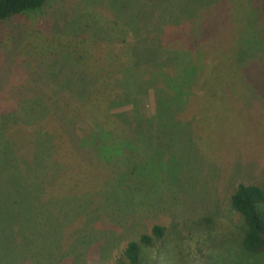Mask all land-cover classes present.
Instances as JSON below:
<instances>
[{
  "label": "rangeland",
  "instance_id": "1",
  "mask_svg": "<svg viewBox=\"0 0 264 264\" xmlns=\"http://www.w3.org/2000/svg\"><path fill=\"white\" fill-rule=\"evenodd\" d=\"M139 7L157 22L144 41H159L143 54H179L163 67L188 82L173 106L181 133L163 125L144 146L146 159L133 149L132 159L96 156L87 165L90 123L98 140L100 124L113 126L96 120L123 75L109 54L124 62L131 47L139 56ZM77 53L85 68L71 62ZM155 58L138 66L147 71ZM135 73L133 92L143 76ZM151 86L135 97L143 126L160 100L161 86ZM117 104L111 113L132 111L133 103ZM2 114L10 144H0V264H130L128 242L155 225L163 234L140 244L137 264H264V249L243 248L247 226L230 203L238 183L264 192V0H46L0 21ZM112 130L118 142L127 134Z\"/></svg>",
  "mask_w": 264,
  "mask_h": 264
},
{
  "label": "trees",
  "instance_id": "2",
  "mask_svg": "<svg viewBox=\"0 0 264 264\" xmlns=\"http://www.w3.org/2000/svg\"><path fill=\"white\" fill-rule=\"evenodd\" d=\"M45 1L46 0H0V21L10 19L11 17L18 15V14H24V13H28L34 10H39L44 5ZM147 13L148 12L142 11L141 8L139 7L138 14L135 16L137 18L134 19L135 29L138 32L137 41L134 47L139 48V51L137 52L139 56L136 57L138 59L133 57L132 54L131 55L133 59L130 57V53H132L131 47L130 49H126L124 51V54H123L124 60H125L124 62L121 61L119 57H115L114 54L112 53L109 54L111 55V57H113V59L111 58L112 60L118 63H121L122 66L119 69H121V71L123 72V75L120 74L116 78V82H112L115 88L112 92L109 93L108 98L106 99V102L104 103V105L98 108L99 113L97 114L99 116L97 117L96 120L101 119V116L104 115L110 118L109 121L112 123L113 126L101 127L103 125L99 123L100 128L105 129L106 131H101L104 133V135L102 136L101 140H98L97 139V132H98L97 125L96 124L92 125L90 123V127L87 128L86 134H87V139H88V147L92 155L89 154L88 157L86 158L87 165H88V162L91 161V159L89 158H95L96 156L97 157L103 156L102 158L109 159V160L105 159L106 161H111V157L113 156L117 157L116 160L118 159V156H120L121 160L125 158L132 159L136 155L133 149H138L140 153L143 155V157L146 159L145 155L147 154H145L144 146L149 145L148 144L149 138L156 139L155 136H159L158 133L160 131L158 130H161V127L163 125L168 124V126H171L173 129L177 131L180 130L178 129V127L176 128L174 126V124H178V123H175L173 119L174 118V113H173L174 107L173 106L177 102H179V100H181V92L183 91L181 88L182 86H186L188 82H183L181 84V71L179 72L175 71L174 74L171 76H166L165 74V72L168 69L163 67V62L166 60L172 61L175 59L173 62V65H174V63L180 59L178 56L179 54L176 55L174 52H169L170 50H166L167 48L164 49L163 55L156 54V53L155 54L148 53V56H147V52L143 54L144 50L149 49L145 46L148 44V42H149L148 45H150V48H153L155 46L154 45L155 42H159L156 38H153L152 34H151L150 40L146 41L145 39L144 41L143 37L145 36L146 31L151 28L149 26V23H152V27L157 23V22L156 23L153 22L152 19H149L147 17ZM115 25L117 26V28H114L115 31L114 30L113 31L122 38L125 34V28L121 27L117 21H115ZM125 40H126L125 38H122L121 40L122 43L125 44ZM78 54L79 53L75 55L77 56L76 58L73 57V59H70V60L71 62L78 64V66L85 68V65H83L80 62V61L83 62V59H82L83 55H78ZM68 55H70L69 51H68ZM73 56H74V52H73ZM150 56H153V57L155 56L156 58L154 59L152 65H149V69L145 71L143 68L139 67L138 65L141 61H144L143 58H149ZM134 60H135V63H134ZM132 65H133L134 71L132 69ZM97 69L100 74L102 75L107 74L106 72L103 73L100 68H97ZM116 70H114L113 72H109V73H114ZM158 72H162L161 75H159ZM134 73L143 74L139 82L136 83V86H138L137 88L139 89V91L137 92L131 91L129 87V78L130 77L136 78V79L138 78V76H132ZM147 76H150L149 81L146 79ZM93 79L96 80V85H97L101 79V76L95 75L93 76ZM149 83L152 85L151 87L155 86L156 84L161 86L160 88H158V91H157L159 93L160 100H159V103H157L158 107L156 109L155 115L153 116V120H148L150 123L146 121V126H143L142 122L138 120V118H140V115H138L139 112L136 109H134V107L136 106L135 97L138 94H140L141 96V93L143 92L142 91L143 87H147ZM85 93H86V96L89 95L87 90L85 91ZM183 93H186V92L183 91ZM114 103H118L117 105H125L129 103L130 104L133 103L132 111L129 110L127 112H121V115H115L110 112L111 105ZM54 106L56 107L54 108V110L57 111L56 113L57 115L63 116L65 114L64 111H62L61 109V105L58 104L56 101H54ZM93 110H96V109H93ZM77 113H80V112L76 111L75 114ZM23 114H26V113H23ZM38 115L39 114H36V115L34 114V118L37 117ZM88 116L91 117L90 115ZM5 117L7 116H5L4 114L0 115V144L2 141L8 142L7 137L5 135L6 127L4 124V121H8V120L5 119ZM75 117H73V119H75ZM79 118L81 119V117ZM75 120H78V119H75ZM133 123H134V126H132ZM27 124L31 126L30 125L31 123L27 122ZM152 124L159 125L158 128L157 127L155 128L153 134L150 133V130H149V129H152ZM114 125H118V127L124 128V130L127 131V134L119 142H118L119 139H118V136L116 135V132L112 130ZM135 126L140 128L138 129L140 131L137 133L134 131ZM155 132L157 133L155 134ZM180 133H181V130H180ZM121 144L124 145L122 148L119 147ZM127 146H129L131 150H128L126 148ZM113 150H116V151H113ZM2 151L3 150H0V155ZM109 151H112V152H109ZM230 203H231V206L243 217L246 223V226H247L246 232L242 239L243 248L251 253L260 252L261 250L264 249V211L261 209V206H264L263 190L256 184L238 183L235 190L230 196ZM163 231H164L163 227L155 225L151 229L150 234H145V233L141 234L139 238V242L137 241L128 242L126 248L124 249V253H123L125 259L130 264H137L139 262V255L141 251L140 244L145 245V246L150 245L151 241L154 238L162 236Z\"/></svg>",
  "mask_w": 264,
  "mask_h": 264
}]
</instances>
